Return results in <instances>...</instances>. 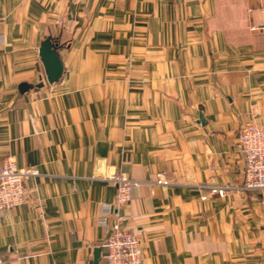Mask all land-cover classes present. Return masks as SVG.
Returning <instances> with one entry per match:
<instances>
[{
  "label": "crops",
  "instance_id": "crops-1",
  "mask_svg": "<svg viewBox=\"0 0 264 264\" xmlns=\"http://www.w3.org/2000/svg\"><path fill=\"white\" fill-rule=\"evenodd\" d=\"M248 122L264 124V0H0V169L39 171L0 211V264H93L115 171L139 181L110 223L126 215L143 264H264Z\"/></svg>",
  "mask_w": 264,
  "mask_h": 264
},
{
  "label": "built area",
  "instance_id": "built-area-1",
  "mask_svg": "<svg viewBox=\"0 0 264 264\" xmlns=\"http://www.w3.org/2000/svg\"><path fill=\"white\" fill-rule=\"evenodd\" d=\"M240 142L245 164L242 189H264V124L246 123L241 129ZM38 172L35 168L18 167L12 157L4 160L0 169V211L13 209L25 201V183ZM108 177L117 185V197L114 202L103 205L100 212L99 221L107 231L102 244L100 264H143L142 242L122 225L126 215L117 212L116 221L110 223V217L115 215V211L133 199L139 181L130 178L123 171H115ZM155 183L169 185L171 182L163 173H159ZM215 191L223 194L224 188Z\"/></svg>",
  "mask_w": 264,
  "mask_h": 264
},
{
  "label": "water",
  "instance_id": "water-1",
  "mask_svg": "<svg viewBox=\"0 0 264 264\" xmlns=\"http://www.w3.org/2000/svg\"><path fill=\"white\" fill-rule=\"evenodd\" d=\"M59 43L58 38L53 35H47L41 42L40 45V57L44 63L47 79L50 83H56L61 80L65 68L63 61L58 53ZM28 88L27 84L21 85V91L25 92ZM199 122L205 123V117L203 113H200ZM102 254V247H97L94 254V263L100 264Z\"/></svg>",
  "mask_w": 264,
  "mask_h": 264
}]
</instances>
